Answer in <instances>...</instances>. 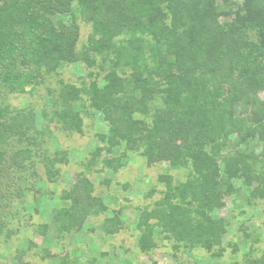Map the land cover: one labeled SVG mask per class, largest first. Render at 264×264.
<instances>
[{
	"label": "trees",
	"instance_id": "trees-1",
	"mask_svg": "<svg viewBox=\"0 0 264 264\" xmlns=\"http://www.w3.org/2000/svg\"><path fill=\"white\" fill-rule=\"evenodd\" d=\"M65 14L67 20L54 23ZM79 18L91 29L81 48ZM98 59L101 72L89 83L60 86L51 110L41 112L48 121L43 130H35L32 108L11 105L12 97L32 94L64 64L93 68ZM260 93L264 0H0V167L7 163V141L29 142L35 149L20 154L29 159L38 153L48 179H54L55 166L68 159L65 151L39 154L45 132L54 124L64 133L82 134L84 120L97 112L107 132L97 135L102 146L93 150L86 169L104 151L102 166L117 172L124 155L108 156L121 144L148 165L189 168L178 184L170 175L159 177L162 198L136 224L141 252L154 248L161 234L183 247L217 249V258L225 252L226 223L212 213L234 193V181L264 199ZM158 100L161 107H154ZM152 107L150 122L135 118L148 116ZM255 141L262 143L258 153L250 147ZM62 199L66 205L51 221L58 235L107 211L82 176ZM101 226L116 233L121 222L115 216ZM232 264H264V255Z\"/></svg>",
	"mask_w": 264,
	"mask_h": 264
},
{
	"label": "rangeland",
	"instance_id": "rangeland-1",
	"mask_svg": "<svg viewBox=\"0 0 264 264\" xmlns=\"http://www.w3.org/2000/svg\"><path fill=\"white\" fill-rule=\"evenodd\" d=\"M67 19L68 14L53 18L54 23ZM78 23L77 48H81L91 29L80 18ZM98 65L99 59L93 68L80 62L64 64L56 73L43 78L32 94L12 97L10 103L17 108H32L34 128L43 130L48 121L41 112L51 110V100L60 86L89 83L101 72ZM259 95L264 98L263 93ZM154 107H161V101ZM154 107L148 116L135 115V118L150 122ZM92 115L84 120L82 134L64 133L54 124L50 125V133L45 132V144L39 148V154L53 157L57 151H65L68 159L67 163L55 166L58 173L54 179H48L38 153L35 158L31 154L29 159L20 154L26 149H35L29 142L11 139L4 144L2 150L7 163L0 167V264H232L264 255V199L253 198L241 180L234 181V193L225 197L222 207L212 213L226 223L222 241L225 252L221 257L212 254L217 249L183 247L163 234L155 238L154 248L141 252L136 224L142 211L151 209L162 198L165 188L159 177L170 175L173 184H178L188 178L189 168L172 169L167 162L148 165L139 153L125 151L121 144L108 156L124 155L121 160L124 165L117 172L102 166L104 151L86 169L93 150L102 146L97 135L107 132L102 115L97 112ZM34 136L30 133V140ZM261 146L256 141L250 144L256 153ZM12 157L18 159L12 160ZM81 176L92 184L93 196L103 202L107 211L89 218L82 228L58 235L52 218L66 205L63 192L70 190ZM115 216L121 222L118 231L104 232L101 226L104 220Z\"/></svg>",
	"mask_w": 264,
	"mask_h": 264
}]
</instances>
